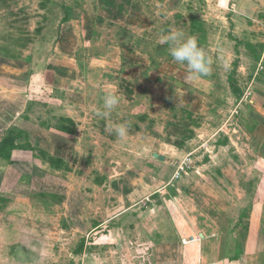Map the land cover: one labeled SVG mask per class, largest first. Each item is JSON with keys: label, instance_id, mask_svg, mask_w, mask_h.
Here are the masks:
<instances>
[{"label": "rangeland", "instance_id": "374dc122", "mask_svg": "<svg viewBox=\"0 0 264 264\" xmlns=\"http://www.w3.org/2000/svg\"><path fill=\"white\" fill-rule=\"evenodd\" d=\"M261 23L264 0H0V88L19 91L23 97L17 108L21 114L9 132L25 133L22 143L48 150L68 166L50 175L43 159L31 163L29 153L15 157L20 163L0 170V195H9L12 188L27 203V194L35 191L29 183L34 182L38 191L68 198L70 205L55 206L51 213L28 204L18 211L35 225L49 221L40 228L56 231L52 240L60 236V215L72 212L78 224L77 206L83 198L91 211L94 202L99 205L98 198L130 190L135 199L145 198L163 184L180 183L186 189L180 197L188 198L183 207L189 209V198L197 199L195 206L214 216L221 210L205 202L209 195L258 193L260 199L264 173L253 166H264V160L254 157L251 139L242 137L237 117L244 109L237 105L249 106L257 87L264 84V73L254 84V73L264 72ZM170 32L197 39L211 59L208 76L186 80V65L175 63L169 45L159 43L161 35ZM27 37L30 41L25 43ZM109 93L116 94L120 103L110 116H99ZM67 116L73 122L62 118ZM116 123L130 125L127 138H117L112 130ZM61 125L71 128L73 137L59 139L56 130ZM233 136L241 147L238 156ZM175 146L182 148L180 153ZM152 153L168 159L159 162ZM189 153L193 155L187 157ZM185 156L187 163L193 159L190 168L187 164L188 170L174 176L176 164ZM142 164L149 167H144L147 173ZM143 174L150 176H146L149 190L139 187L142 179L146 181ZM97 177L115 180L120 188L101 192L92 183ZM6 178L15 185H8ZM244 226L232 239L242 241ZM5 255L0 248V260ZM42 259L45 263L48 257Z\"/></svg>", "mask_w": 264, "mask_h": 264}, {"label": "crops", "instance_id": "0c3cea01", "mask_svg": "<svg viewBox=\"0 0 264 264\" xmlns=\"http://www.w3.org/2000/svg\"><path fill=\"white\" fill-rule=\"evenodd\" d=\"M261 27H264L263 23ZM261 59H264V50H261ZM263 73V69L256 71L255 78ZM34 78L37 77L31 76V80ZM256 81L257 78L254 84ZM256 90L249 106H244L246 103L237 105L239 109H244L237 117V123L242 127V137L246 136L251 139L250 148L254 157L264 160V84L262 83ZM19 95V91H6L0 88V144L8 135L9 129L14 128V122L17 121L16 115L21 114L18 113L20 109L17 108L23 97L21 99ZM24 97L28 101L29 96L24 95ZM27 105L28 103H25L23 113ZM62 118L73 122L69 116ZM56 132H58L56 136L63 141L68 140V137H73L74 134H65L59 130ZM25 137V133L19 131L15 143L25 144L26 142L22 143ZM233 137L230 138L232 142L238 139ZM233 144L236 147L234 154L237 155L241 147H237L235 142ZM31 147L33 151L14 150L11 153V160L0 158V170L4 171L20 163L15 157L19 158L25 153L31 154V163L36 160L42 162V158L35 151H43L48 156L62 160L63 163L57 169L47 161L45 162L49 174L68 170L66 160L64 161L60 156L50 154V151L43 150L41 147L39 149L36 146ZM175 147L180 153L182 148ZM192 155L193 153H189L186 156L191 157ZM162 156L164 157L162 162L165 163L168 158L165 155ZM186 156L176 164L174 176H177L179 171L188 170V166L190 168L192 164L190 161L193 162V159L187 163ZM111 165L110 167H113ZM31 166L38 170V167ZM144 167L147 166L142 164L141 170L147 173ZM254 168L264 173V166L254 165ZM146 176L150 177L148 174H143V178ZM18 179L16 183L20 182ZM7 180L9 179L6 178L5 182ZM27 180V182L30 181L29 178ZM146 181L142 179L139 183L142 190H149V178L146 177ZM92 183L101 192L106 187L120 188L115 180L107 182L103 177L95 178ZM10 184L12 187L15 185L9 180L8 185ZM34 184V182L29 183L30 187L33 185L35 191L27 194V203H24L25 200L19 197L18 192L11 190L12 188L9 195H0V248L1 251L7 253L6 259L0 260V264H264V196L258 199V193L257 195L252 193L254 194L252 197L247 194H238L234 197L209 195L205 202L208 205L210 201L213 202L215 208L221 210L217 212L219 216H214L208 209H198L195 206L198 204L197 199L189 198V209L183 207L188 198L180 197L181 192L186 191L180 183L163 184L160 190L149 192L145 198L141 196L135 199V196L131 195L132 190L119 196L98 198L99 205L96 207V202H94L91 211L88 210L87 200L83 198L77 206L78 224L73 221L75 214L72 212L71 215L66 213L63 217L60 215L58 226L61 230L57 229L60 236L52 240L51 237L57 232L40 228L42 226L45 229L44 225L50 224L49 221L47 224L38 222L39 224L35 225L29 220L25 221L27 216H20L18 211L25 208V204V209H27L28 204V208L36 207L44 213H51L52 208L66 206L69 200L53 191H38ZM122 187L124 188L123 185ZM92 198L94 201L96 196ZM17 205L21 208L18 209ZM118 207L120 211L116 212ZM46 216L55 218V215L46 214ZM245 218H247V223H245ZM19 220L25 222L20 223ZM75 226L80 228L83 226V229L74 230ZM243 226L245 229H242V241L232 239ZM62 235L67 237H62ZM60 238L64 242L61 243ZM32 243L41 247L40 250L32 249L30 246ZM43 257H48L45 263Z\"/></svg>", "mask_w": 264, "mask_h": 264}, {"label": "clouds", "instance_id": "9594fccd", "mask_svg": "<svg viewBox=\"0 0 264 264\" xmlns=\"http://www.w3.org/2000/svg\"><path fill=\"white\" fill-rule=\"evenodd\" d=\"M159 43L169 45L167 51L175 63L186 65L188 69L186 80L194 81L210 74L211 59L194 36L184 38L180 32H170L161 35ZM119 103L120 98L116 94H106L103 97L104 111L98 112L97 115L110 116ZM112 130L119 140H123L130 135L131 128L127 123H116Z\"/></svg>", "mask_w": 264, "mask_h": 264}, {"label": "trees", "instance_id": "16d2710c", "mask_svg": "<svg viewBox=\"0 0 264 264\" xmlns=\"http://www.w3.org/2000/svg\"><path fill=\"white\" fill-rule=\"evenodd\" d=\"M2 1L4 2L5 0H2ZM24 41H25V43H28L30 41L29 37L24 39ZM25 43H24V45H25ZM5 53H7V51H5ZM235 95H236V93H235ZM142 119H144V118L142 117ZM68 122H70V121H68ZM57 130L65 133V134H73L74 133V131L71 128H69L67 125H61L58 127ZM16 137H17L16 133L13 134L12 132H8V135L5 137V139L0 144V158L6 159V160H11V156H12L11 153L17 149H25V150H32V151L34 150V149H32V147L28 143H25L23 145H17L15 143ZM39 153H40V157H42L43 160L47 161L51 166L55 167L56 169L59 168L60 165L63 163L61 159L48 156L43 151H39Z\"/></svg>", "mask_w": 264, "mask_h": 264}, {"label": "water", "instance_id": "95a60500", "mask_svg": "<svg viewBox=\"0 0 264 264\" xmlns=\"http://www.w3.org/2000/svg\"><path fill=\"white\" fill-rule=\"evenodd\" d=\"M152 158L153 159H157L158 161H164V157L163 156H160V155H158V154H156V153H154L153 155H152Z\"/></svg>", "mask_w": 264, "mask_h": 264}]
</instances>
